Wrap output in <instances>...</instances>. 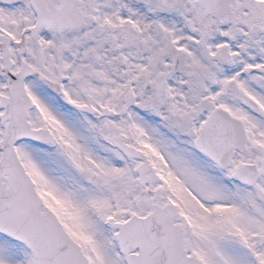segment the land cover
Returning a JSON list of instances; mask_svg holds the SVG:
<instances>
[{
	"label": "snow or ice",
	"instance_id": "obj_1",
	"mask_svg": "<svg viewBox=\"0 0 264 264\" xmlns=\"http://www.w3.org/2000/svg\"><path fill=\"white\" fill-rule=\"evenodd\" d=\"M0 264H264V0H0Z\"/></svg>",
	"mask_w": 264,
	"mask_h": 264
}]
</instances>
